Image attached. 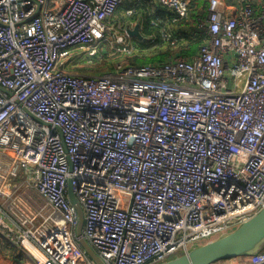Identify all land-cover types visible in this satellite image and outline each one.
I'll return each instance as SVG.
<instances>
[{
  "label": "built area",
  "instance_id": "2783aa9c",
  "mask_svg": "<svg viewBox=\"0 0 264 264\" xmlns=\"http://www.w3.org/2000/svg\"><path fill=\"white\" fill-rule=\"evenodd\" d=\"M125 1L0 0L1 256L96 264L69 185L103 264L167 263L264 209V0H209L193 56L69 72L110 47Z\"/></svg>",
  "mask_w": 264,
  "mask_h": 264
},
{
  "label": "trees",
  "instance_id": "16d2710c",
  "mask_svg": "<svg viewBox=\"0 0 264 264\" xmlns=\"http://www.w3.org/2000/svg\"><path fill=\"white\" fill-rule=\"evenodd\" d=\"M195 5L191 9L188 18L180 19L175 12L160 4L152 6L151 0H126L119 8V14L111 20V25L120 27L125 30L134 23L141 24L142 34L148 38V42L143 43L134 39L132 47L134 48L131 64L135 66H143L148 64H163L168 56L172 54H180L186 57L193 56L198 51L201 40L187 38L188 33L183 31H191L196 28L198 19L207 15L209 0H194ZM128 11V12H127ZM127 12L128 15H125ZM129 12H132L129 14ZM116 21V23H115ZM117 24V25H116ZM163 33H168L170 38H163ZM109 47V46H108ZM110 48V47H109ZM102 49L96 57L91 60L92 67L89 69H80V74H99L102 69L109 68V71L115 68V65L122 61V54L116 53L114 48ZM111 50V51H110ZM196 50V51H195ZM116 53L115 55H113ZM152 55L153 60L164 58L163 61L156 63L139 64L141 55ZM102 62L104 65L99 66ZM88 64V63H87ZM95 64V65H93ZM70 69V68H69ZM72 72V71H71ZM264 246L260 248L263 250Z\"/></svg>",
  "mask_w": 264,
  "mask_h": 264
},
{
  "label": "water",
  "instance_id": "95a60500",
  "mask_svg": "<svg viewBox=\"0 0 264 264\" xmlns=\"http://www.w3.org/2000/svg\"><path fill=\"white\" fill-rule=\"evenodd\" d=\"M126 32L132 39H137L143 43L148 42V38H146L141 32L140 24H137L134 28L128 27ZM0 89L4 90L2 87H0ZM69 198L78 214L79 225L77 228V236L82 247L96 264H103L100 257L83 238L84 213L71 185H69ZM263 246L264 209L251 220L243 224L234 233L198 247L190 251L188 254L181 255L164 264H218L223 261L248 256L260 250Z\"/></svg>",
  "mask_w": 264,
  "mask_h": 264
},
{
  "label": "rangeland",
  "instance_id": "374dc122",
  "mask_svg": "<svg viewBox=\"0 0 264 264\" xmlns=\"http://www.w3.org/2000/svg\"><path fill=\"white\" fill-rule=\"evenodd\" d=\"M116 23V21H115ZM117 25V24H116ZM113 26V25H112ZM120 27H117V26H113L112 27V31H111V35L109 37V46L110 47H114L115 49V52L116 53H120L122 54V57H120L122 59L121 62H128L129 64H131V57L134 55L133 52H134V49H131V48H127V47H122L123 45H118V42H119V38L124 36L125 34H127L126 32V28L125 30H123L122 28L119 29ZM130 38V37H129ZM132 38H130V43L133 45V42L131 41ZM134 40V39H132ZM147 44V43H146ZM111 51V50H110ZM129 51L131 53H129ZM196 51V50H195ZM116 53H114L113 55H115ZM141 59H139V64L138 65H143V64H147V63H156V62H159V61H163L164 58H157L155 60L154 57L152 55H141L140 56ZM91 61L88 60V61H71L69 63V72H80L78 70H82V69H89V67H92V64L90 63ZM88 63V64H87ZM118 64V63H117ZM117 64L115 66H117ZM95 65V64H93ZM104 65V62H102L99 66H102ZM96 66V65H95ZM109 71V68H104L102 69V73L104 72H107ZM100 74V72H99ZM12 253V251H10L9 255L8 256H1L0 255V264H31V261L30 260H26L24 259L21 255H18V253L15 251V257H10V254ZM245 257V256H244ZM241 258V257H239ZM220 264H240L238 258L236 259H232V260H228V261H223L221 262Z\"/></svg>",
  "mask_w": 264,
  "mask_h": 264
},
{
  "label": "crops",
  "instance_id": "0c3cea01",
  "mask_svg": "<svg viewBox=\"0 0 264 264\" xmlns=\"http://www.w3.org/2000/svg\"><path fill=\"white\" fill-rule=\"evenodd\" d=\"M151 4H154V5H152V6L159 5V3H158L157 0H151ZM119 11H120V10H119ZM119 11H118V14H119ZM127 12H128V11H127ZM127 12L125 13V15H128ZM118 14H117V15H118ZM137 24H139V23H135V24L133 23V24L131 25V28H134ZM140 25H141V24H140ZM141 29H142V27H141ZM126 30H127V29H126ZM187 30H188L187 28H186V29L183 28V31L186 32V33H188V35H189L190 32L187 31ZM188 35H187V36H188ZM199 40H200V39H199ZM131 41H133V40L131 39ZM218 264H220V263H218Z\"/></svg>",
  "mask_w": 264,
  "mask_h": 264
}]
</instances>
